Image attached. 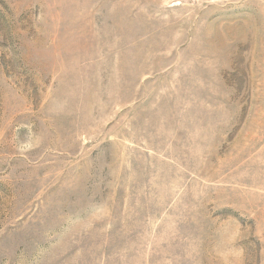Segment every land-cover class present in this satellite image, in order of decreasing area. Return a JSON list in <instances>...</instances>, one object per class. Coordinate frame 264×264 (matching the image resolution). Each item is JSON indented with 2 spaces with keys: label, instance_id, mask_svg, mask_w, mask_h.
Returning <instances> with one entry per match:
<instances>
[{
  "label": "rangeland",
  "instance_id": "obj_1",
  "mask_svg": "<svg viewBox=\"0 0 264 264\" xmlns=\"http://www.w3.org/2000/svg\"><path fill=\"white\" fill-rule=\"evenodd\" d=\"M0 264H264V0H0Z\"/></svg>",
  "mask_w": 264,
  "mask_h": 264
},
{
  "label": "clouds",
  "instance_id": "obj_2",
  "mask_svg": "<svg viewBox=\"0 0 264 264\" xmlns=\"http://www.w3.org/2000/svg\"><path fill=\"white\" fill-rule=\"evenodd\" d=\"M39 143V138L33 133L29 134L25 138L13 137V145L15 149L20 153H25L35 148Z\"/></svg>",
  "mask_w": 264,
  "mask_h": 264
}]
</instances>
